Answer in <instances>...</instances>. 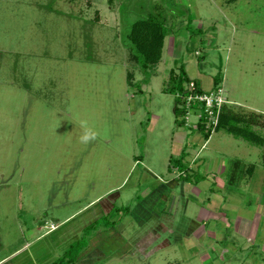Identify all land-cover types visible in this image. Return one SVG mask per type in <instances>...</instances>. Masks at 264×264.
Listing matches in <instances>:
<instances>
[{
  "label": "rangeland",
  "instance_id": "374dc122",
  "mask_svg": "<svg viewBox=\"0 0 264 264\" xmlns=\"http://www.w3.org/2000/svg\"><path fill=\"white\" fill-rule=\"evenodd\" d=\"M157 11L144 72L126 34ZM180 64L204 90L220 72L262 142L189 129L197 113L162 90ZM263 154L264 0H0V258L20 247L1 264H264Z\"/></svg>",
  "mask_w": 264,
  "mask_h": 264
},
{
  "label": "trees",
  "instance_id": "16d2710c",
  "mask_svg": "<svg viewBox=\"0 0 264 264\" xmlns=\"http://www.w3.org/2000/svg\"><path fill=\"white\" fill-rule=\"evenodd\" d=\"M167 35V28L165 26L164 20L160 19L159 12H150L147 14L146 17H140L137 19H134L128 28L127 34H126V40H127V48L129 50V55L131 56V59L134 61V63L137 64V68H140L144 72H147L148 69L151 67H155L157 63H159V60L162 56V49L164 45V39ZM133 73L127 71L126 73V81L129 85L133 84ZM145 80V79H144ZM147 81V80H146ZM191 81L188 77L183 64H180L178 67V72H174L172 69L170 71L169 77L164 83V86L162 88L163 92L166 93H178V96H176L175 103H186V96L189 93V90L187 89L188 82ZM222 81V75L220 72H216L212 76V87L213 89H216L217 86L221 84ZM196 84V83H195ZM196 91H201L200 87L196 84ZM180 97L182 99V102H180ZM185 98V100H184ZM179 100V101H178ZM181 105V104H180ZM178 106L175 105L174 112L175 114H178ZM190 108L195 113H200V116L195 119L194 125L190 124L189 129L198 130L200 131L204 139L207 140L210 135L211 131H217L221 128H223L226 132L229 134H232L235 137H242L247 141L251 142H262L261 140H258L256 134L254 131L251 130L250 125L252 124L251 121L255 116L258 114L256 113H246L244 112H238L232 110L229 105H226L225 103L222 104L220 108V112L218 114L217 123L215 126H211L209 128H206L205 122L207 121L206 113L203 111L202 105H199V102H191ZM261 115H259L260 117ZM186 118V117H184ZM183 118V119H184ZM183 122H185L183 120ZM193 126V127H192ZM185 152H180L176 164L180 167V174L176 176L177 179H186L188 180V172L184 174L183 171H187V169H184L183 164L181 163V159H184ZM264 159V154H263ZM240 162L234 160L233 166L237 168L236 165H238ZM253 166L249 165L245 168V171L250 175L253 171ZM244 170V169H243ZM243 173V172H242ZM247 173H245L247 175ZM244 174V173H243ZM240 178V177H238ZM235 179L232 178L229 180V183L234 182ZM237 180V179H236ZM109 207V206H108ZM124 211L129 212L130 207L126 206L123 208ZM135 210V209H134ZM135 213V211L133 212ZM94 221V220H93ZM92 221V222H93ZM90 222L87 224L86 227H92L93 223ZM59 261V260H58Z\"/></svg>",
  "mask_w": 264,
  "mask_h": 264
},
{
  "label": "built area",
  "instance_id": "2783aa9c",
  "mask_svg": "<svg viewBox=\"0 0 264 264\" xmlns=\"http://www.w3.org/2000/svg\"><path fill=\"white\" fill-rule=\"evenodd\" d=\"M187 89L189 93L186 96V107L190 108L192 101L194 103L199 102V105H202L203 111L206 113V128L215 126L222 104L228 103V100L222 95L221 86L217 89H213L212 87L209 90L201 88V91L197 92L196 85L192 81H189ZM197 116L199 117L200 113H197Z\"/></svg>",
  "mask_w": 264,
  "mask_h": 264
},
{
  "label": "crops",
  "instance_id": "0c3cea01",
  "mask_svg": "<svg viewBox=\"0 0 264 264\" xmlns=\"http://www.w3.org/2000/svg\"><path fill=\"white\" fill-rule=\"evenodd\" d=\"M185 71H186V69H185ZM187 73V72H186ZM188 75V77L189 78H195L192 74H187ZM213 75V74H212ZM210 84H212V78H211V82H210ZM204 85V84H203ZM207 85V84H206ZM206 85H204V87H206V88H204V89H207L209 86H211V85H209V86H206ZM177 134H181V133H178L177 132ZM183 134V137L181 136V138H184V133H182ZM177 181H180L181 179H177L176 177H174ZM183 183L184 184H186L185 186H183L184 188H186V189H188L190 186V184L191 183H186V181H183ZM229 183V182H228ZM175 185H176V183H174ZM172 185L173 187L175 186V185ZM230 184V183H229ZM203 187H204V185L203 184H199V185H197V186H195L193 189L197 192V193H200L201 192V189H203ZM161 194V193H160ZM159 194V195H160ZM157 197V196H156ZM142 206L140 205V203L138 204V208L139 209H135L134 211L136 212V211H140V212H142V214H140L139 212V220H147V219H149L151 216H147V213L145 212V214L143 213V207L141 208ZM226 207V206H225ZM214 209V211H211V213H210V216H213L212 218H220L221 219V221L222 222H226L227 220L225 219V213H223V212H216L217 210H215V208H213ZM47 232H51V230H49V231H46V232H43V233H41V234H36V236L33 238V239H31L30 241H26L25 243H24V245L23 246H26V244L27 243H30L32 240H36L37 238H39V237H41L42 235H45ZM221 231H217V232H213V231H210V234L211 235H213V236H221L219 233H220ZM22 246V247H23ZM20 248V247H19ZM19 248H17L16 250H14V251H11L8 255H5L4 257H2V258H0V264L2 263V261L4 260V259H7V258H9L10 256H12V255H14L17 251H18V249ZM13 264V263H12ZM32 264H34V262L32 261Z\"/></svg>",
  "mask_w": 264,
  "mask_h": 264
},
{
  "label": "clouds",
  "instance_id": "9594fccd",
  "mask_svg": "<svg viewBox=\"0 0 264 264\" xmlns=\"http://www.w3.org/2000/svg\"><path fill=\"white\" fill-rule=\"evenodd\" d=\"M79 124L82 129V133L79 137L80 143L88 145L98 138L99 132L94 126L90 125L87 121H80Z\"/></svg>",
  "mask_w": 264,
  "mask_h": 264
}]
</instances>
